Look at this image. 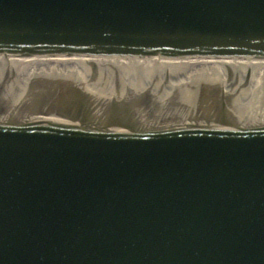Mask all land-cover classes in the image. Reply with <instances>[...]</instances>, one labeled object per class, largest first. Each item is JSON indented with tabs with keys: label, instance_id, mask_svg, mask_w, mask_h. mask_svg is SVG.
Listing matches in <instances>:
<instances>
[{
	"label": "water",
	"instance_id": "95a60500",
	"mask_svg": "<svg viewBox=\"0 0 264 264\" xmlns=\"http://www.w3.org/2000/svg\"><path fill=\"white\" fill-rule=\"evenodd\" d=\"M0 264H264V0H0Z\"/></svg>",
	"mask_w": 264,
	"mask_h": 264
},
{
	"label": "flooded vegetation",
	"instance_id": "af4514ba",
	"mask_svg": "<svg viewBox=\"0 0 264 264\" xmlns=\"http://www.w3.org/2000/svg\"><path fill=\"white\" fill-rule=\"evenodd\" d=\"M183 106L181 103H177L176 106H174L175 108H177L178 110H182L183 109Z\"/></svg>",
	"mask_w": 264,
	"mask_h": 264
}]
</instances>
